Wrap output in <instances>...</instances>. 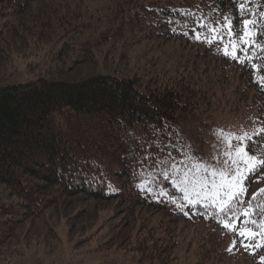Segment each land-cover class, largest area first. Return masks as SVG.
I'll return each mask as SVG.
<instances>
[{
    "label": "trees",
    "instance_id": "trees-1",
    "mask_svg": "<svg viewBox=\"0 0 264 264\" xmlns=\"http://www.w3.org/2000/svg\"><path fill=\"white\" fill-rule=\"evenodd\" d=\"M42 1L0 0V47L11 31H18L25 45L24 33L29 31L23 21ZM125 2L119 20L97 36L78 41L68 38L72 31L78 33L71 25L58 53L61 59L74 50L76 67L91 61L95 49L106 42L160 40L177 45L180 50L176 51L184 55L180 62L187 58L192 70L164 82L109 71L72 80L40 77L29 82H12L0 74V184L12 197L9 201L0 198V249L28 218L42 214L61 199L83 195L115 202L128 220L144 208L149 210L151 222L158 214L166 218L170 225L162 222L152 229L142 219L141 227L121 243L122 249L138 256L140 264H169L181 233L193 229L213 241L207 245L212 246V252L202 251L215 257L208 259L209 264H221L222 255L236 253L264 264V247L256 246L264 245V238L242 240L236 234L238 240L227 249V240L235 233L223 227L225 217L215 207L188 205L172 182L175 164L200 157L187 126L198 113L197 103L211 99L212 91L225 84L227 104L234 111L251 112L259 123L260 129L247 139V148L264 159V135H259L264 129V87L258 83L264 72L253 68V64L264 63V53L249 63L226 57L223 44L227 41L210 44L196 39L194 30L202 37L207 33L194 24L192 15L221 24L227 17L232 32L240 33L245 20L260 21L264 0ZM241 5L243 11L239 10ZM41 29L32 27L36 36ZM251 31L264 35L260 27ZM256 43L264 48V39L258 36ZM55 71L65 73L67 69ZM142 183H148L151 191L142 190ZM251 197L241 198L245 203L239 208H248ZM256 203L264 208V194ZM251 218L257 226L249 224L248 230L261 231L264 217ZM146 228L149 231L144 233Z\"/></svg>",
    "mask_w": 264,
    "mask_h": 264
},
{
    "label": "rangeland",
    "instance_id": "rangeland-1",
    "mask_svg": "<svg viewBox=\"0 0 264 264\" xmlns=\"http://www.w3.org/2000/svg\"><path fill=\"white\" fill-rule=\"evenodd\" d=\"M125 1L43 0L35 4L31 15L23 21L29 31L28 34L24 33L25 45H22L18 31L6 34L0 47V74L12 82H29L40 77L72 80L103 71L119 72L121 75L137 74L143 79L155 78L164 82L169 77L178 78L188 74L192 64L187 58H181L183 60L180 62V56L184 55L176 51L180 50L178 46L160 40L106 42L95 49L91 61L76 67L72 62L76 55L74 50H69L62 55L64 60L61 59L58 53L66 42L71 25L77 27L78 33L72 31L68 38L73 37L78 41L87 36H97L111 22L119 20L123 7L127 5ZM12 25H16V21ZM32 27L42 28L37 36ZM60 67H65L67 71L56 72ZM227 89V84L213 91L211 89L212 98L197 103L198 113L192 125H187L189 136L196 144L195 149L199 150V159L217 169L231 166L223 163L226 159L223 153L228 149L220 130L234 136L247 133L249 138L260 129L251 112L234 111L227 104ZM232 143L248 149L247 139L241 142L233 137ZM188 148L192 150V146ZM247 155L256 158L248 167L245 166L247 157H237L232 152L233 158L245 161L239 164V174L243 177L241 186L247 189L246 195L251 196L264 189V166L256 163L264 159L250 151ZM193 163L195 160L190 159L175 164L172 178L179 177ZM176 168H179V172ZM0 198L5 201L12 199L2 184ZM127 218L128 215L113 201L103 202L83 195L69 200L61 199L19 226L10 242L0 249V264H140L138 256L131 250L122 249L121 243H126L131 232L141 227L142 219L151 229L162 222L165 226L170 223L159 214L151 222L150 212L146 208L136 213L135 218ZM148 231L146 228L144 233ZM236 240V234L227 240V249L232 248ZM177 242L180 243L177 244L176 255L169 264H209L208 259H215L202 252H212V246L209 248L207 245L213 241L197 229L181 233ZM222 256L221 264H255L250 256L241 253Z\"/></svg>",
    "mask_w": 264,
    "mask_h": 264
},
{
    "label": "snow or ice",
    "instance_id": "snow-or-ice-1",
    "mask_svg": "<svg viewBox=\"0 0 264 264\" xmlns=\"http://www.w3.org/2000/svg\"><path fill=\"white\" fill-rule=\"evenodd\" d=\"M239 10L243 11L244 6L241 5ZM192 15L194 24L198 28H204L207 33V35L202 37L199 31L194 30L193 34L196 39H204L210 44L216 41H220L223 44L224 41H227V44H223V54L226 57L235 59L240 63H249L259 53H264V48L256 43L257 37L264 39V35L251 31L260 27V31L264 32V12L259 13L260 21L255 19L245 20L241 32L235 34L232 32L231 21L227 17L223 18L224 23L221 24L218 20L206 21L203 17L197 18L195 14ZM209 36L214 39H208ZM261 59L264 60V56ZM257 67H259L261 72H264V63L259 66L253 64V68ZM258 83L264 87V78L259 80ZM259 135H264V129L260 130ZM220 136L228 149L223 153L226 157L223 163L225 166H231L217 169L197 157H192L195 163L191 167H186L179 177L172 178L173 186L180 188L188 205L195 206L199 204L205 207H215L225 217V219L221 220L223 227L237 234L242 240L255 241L262 239L264 238V225H259L261 229L259 232L248 230L247 225L257 226V221L251 218L253 215L264 217V208L256 203L257 197L264 194V189H260L252 195L251 200L248 201V208H239L241 204L245 203L241 197L247 193V189L241 186L243 177L239 174V164L245 161L233 158L232 152L234 151L237 157H247L246 167L256 158L247 155L251 151L250 148L245 150L240 145L233 144L232 139L234 137L235 140L242 142L248 139L247 133L234 136L232 133L220 130ZM256 163L259 166H264V160H258ZM175 170L179 172V168ZM250 170L254 171L255 168ZM165 178H169L168 174H165ZM140 187L142 190L151 191L148 183H142ZM161 194L166 195L167 193L162 192ZM253 204H256L255 208L252 207ZM233 244H235V241ZM245 246L247 247L248 245ZM256 246L264 247L262 244H257ZM261 261H264V256L261 257Z\"/></svg>",
    "mask_w": 264,
    "mask_h": 264
},
{
    "label": "bare ground",
    "instance_id": "bare-ground-1",
    "mask_svg": "<svg viewBox=\"0 0 264 264\" xmlns=\"http://www.w3.org/2000/svg\"><path fill=\"white\" fill-rule=\"evenodd\" d=\"M4 17V16H3Z\"/></svg>",
    "mask_w": 264,
    "mask_h": 264
}]
</instances>
